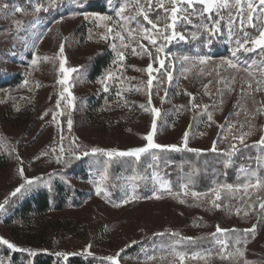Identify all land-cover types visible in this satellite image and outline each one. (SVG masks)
Here are the masks:
<instances>
[{
    "label": "rangeland",
    "instance_id": "374dc122",
    "mask_svg": "<svg viewBox=\"0 0 264 264\" xmlns=\"http://www.w3.org/2000/svg\"><path fill=\"white\" fill-rule=\"evenodd\" d=\"M90 1L59 0L55 7H51V0H0V7L7 6L0 11V68L22 75L19 85L0 89V203L7 199L5 208L0 210V237L19 249L31 250L35 255L54 254L64 264H68L73 256L111 264L106 258L117 253H120L119 264H181L180 255L184 256L182 264H245L246 261L247 264H259L260 258L264 257V209L259 207L264 202V188H249L246 194L243 187L229 190L220 186L210 199L205 194L191 195L193 192L189 193L184 182L183 189L170 196L162 187L170 185L163 174L150 175L146 187H138L131 179L136 173L130 166H127L128 170L111 172L101 158L119 160V167L122 166L120 162L132 165L146 154L155 155L157 150L212 151L214 141L216 151L229 152L233 143L238 149L244 147L233 137L249 132L251 134L246 136L245 144L253 145L264 135V112L260 111L264 107V72L261 71L264 53L259 50L254 53L237 51L236 38H229L222 21L221 34L213 38L211 44L217 45V41H221L235 55L212 57L203 51L208 35L198 28L199 21L178 26L177 30L186 36V40L166 44L164 52L159 54L166 58L169 66L153 73L157 79L153 81L151 96V107L160 110L156 117L154 142L177 147L150 149L139 159L120 156L119 152L147 144L144 137L151 131L153 114L141 107L147 106L148 100V75L143 70L149 63H153V68H158L159 64L153 62L154 56L150 57L139 47L146 45L155 55V48L142 34L143 27L150 26L139 18L142 27L138 28L136 22L128 24L117 16L127 0H112L110 8L116 15L91 11L88 8ZM37 3L48 10L35 12ZM16 7L22 11L15 12ZM95 14L109 16L112 20L94 19ZM131 14L129 7L125 15ZM158 14L163 16L160 11L151 13L150 18L155 20ZM14 21L21 22L19 29ZM118 22L122 27L117 26ZM108 27L113 28V33L107 32ZM124 29L137 31L129 36ZM246 30L253 36L258 34L252 28ZM115 32L125 37L123 42L114 38ZM197 41L204 46H195L196 51L184 50ZM122 43L128 47L121 48ZM62 44L65 67L78 69L70 74L67 85L74 97L71 103L67 93L61 98L65 86L58 82L63 77L59 71V48ZM113 44H116V50L125 52L122 66L113 64L116 59ZM133 47L137 49L135 55L131 51ZM11 48L16 50V54L8 57L5 53ZM103 53L110 56V64L96 79L89 78L94 59ZM245 54L251 57L243 59L241 56ZM36 57L40 59L33 65L31 62ZM201 57H208L207 62L201 64ZM229 60L237 64L236 69L229 67ZM109 71H114L117 78L106 81L108 91L105 92L101 80ZM168 71L172 73L170 83L166 77ZM257 82L259 91L256 90ZM118 91L120 96H117ZM92 98L100 104L91 108ZM58 99L61 100L59 108ZM193 104L199 107H193ZM209 113L211 121L208 120ZM68 119L72 120L71 129L67 126ZM186 131L188 147L184 148ZM94 147L105 151L93 154L91 149ZM86 151L89 155L84 156ZM108 151L117 154L109 156ZM77 155L81 158L76 159ZM83 158H96L97 165L101 162L90 179H73L62 173ZM21 167L23 176L19 172ZM105 169L108 178L102 181ZM146 169L142 171L146 172ZM253 171L257 172V169L253 168L250 173ZM58 175H63L75 188L87 193L81 205L68 206L61 212H50L41 218L31 217L29 223L19 219H12V224L7 222L35 187L32 185L11 196L18 185L26 178L37 177L40 179L36 184L44 185ZM260 177L264 179V176ZM113 179L115 181L111 182ZM97 186L104 189L100 195L96 194ZM111 191H116V195L112 196ZM217 191L219 200L215 199ZM133 196L136 198L132 199ZM190 197L202 201L198 216H186L198 206ZM216 204L220 206L216 207ZM205 214H211L217 223L204 226L201 220ZM253 225L256 226L255 234L246 247L165 252L161 239H158L167 234H177L193 240L202 237L203 233L217 232V226L226 231L237 226L249 230ZM156 239L160 240L157 245L163 250L155 251L153 244L148 249L145 247L146 243H154ZM134 247L140 250L135 256L130 252ZM4 252H20L28 257L26 264H32L34 255L29 251H11L0 244V260L9 264L10 255ZM63 254H67V259Z\"/></svg>",
    "mask_w": 264,
    "mask_h": 264
},
{
    "label": "trees",
    "instance_id": "16d2710c",
    "mask_svg": "<svg viewBox=\"0 0 264 264\" xmlns=\"http://www.w3.org/2000/svg\"><path fill=\"white\" fill-rule=\"evenodd\" d=\"M124 2V1H121ZM88 8L91 11H99L101 13H111L114 14V10L110 8L108 0H92L89 2ZM200 41V40H199ZM199 41L194 42L190 46L189 51H196L198 48ZM207 41V40H204ZM217 45L205 44V51L208 55L212 57H231L233 54L230 52L228 45H222L223 42L217 41ZM196 46V47H195ZM213 47V48H212ZM6 48V47H4ZM1 50V48H0ZM2 51V50H1ZM6 56L11 57V55L16 54V50L12 49L6 51ZM248 54L241 56L243 59L250 58L247 57ZM253 56V55H252ZM15 59V56H13ZM110 56L108 54H101L96 57L91 65V71L89 78L96 79L100 76L106 67L110 64ZM22 82V75L20 73H10L0 68V89L12 88V86H17ZM94 98V97H93ZM91 100L89 107L97 106L100 104V101L95 99ZM92 108V107H91ZM95 108V107H94ZM91 112V111H90ZM228 152L222 151H206V152H196L192 150L173 152L167 150H157L155 155L146 154L140 160H135L132 162V165L127 163H121L117 167V161L112 158H107L103 156L101 161L103 164L110 167V171L113 170L123 171L128 170V167H131V171L136 173L135 176L144 177L143 179L137 180L136 184L138 187H146L147 177H151L153 173L163 174L170 181L171 192H167V195L173 196L175 193H178L183 189L182 184L185 182V185L189 189V193L196 192L199 194L208 195L211 199L214 195L215 189L220 186H224L227 189V185H232V190L238 188V186L243 185L247 182V176L250 174V171L253 168L257 169V172L260 176H264V148L257 147H241L239 151L231 157V164L225 166L224 161L229 159L227 156ZM251 157V159H249ZM257 157L260 159L258 160ZM96 158H83L77 163L71 165L64 173L66 176L82 180H88L91 178V174L95 168H99L101 162L98 165ZM134 164V165H133ZM104 165V166H105ZM125 165V166H124ZM152 165V167H149ZM124 166V167H123ZM128 166V167H127ZM147 167V169H146ZM119 168V170H118ZM146 169V172H143L142 169ZM63 174V175H64ZM54 176L46 182L44 185L35 184L31 191L25 196L23 201L17 207L15 214L11 218H7V222L12 224L11 220L19 219L22 222L29 223L31 217L41 218L46 216L50 212H61L68 206L72 205H81V203L87 198V193L80 188H75L66 177ZM255 178H253L254 180ZM252 180V181H253ZM115 180H111L114 182ZM116 191H111V195L115 196ZM192 195V194H191ZM193 201L198 203L197 208L191 214L186 215L187 217H194L200 215V204L202 201L194 197H190ZM195 199V200H194ZM208 210V209H207ZM209 211H211L209 209ZM211 214L203 215L201 220L204 223V226L211 225L217 219L212 218ZM232 218V217H231ZM239 217L236 216L235 220L238 221ZM255 234V232H246L243 227L237 226L235 229H228L224 232H215V233H203L202 237L197 239L188 240L182 238L177 234H167L159 237L161 243L164 246L165 252H172L174 249H181L186 253L195 249H206L210 248L211 250H221L222 246L226 247H246L250 238ZM160 240H155L154 243L149 242L145 244V247H150V244H153V249L155 251L163 250L158 244ZM239 241L240 243H237ZM140 250L138 248L130 249L132 255L135 256ZM148 251V250H147ZM6 255H10V264H26L28 260L27 256H24L20 252L8 253L4 252ZM259 264H264V257L260 258ZM32 264H64L59 260L54 254L48 253H38L34 255ZM68 264H100L88 258H83L82 256H73L68 260Z\"/></svg>",
    "mask_w": 264,
    "mask_h": 264
},
{
    "label": "snow or ice",
    "instance_id": "6c2138e0",
    "mask_svg": "<svg viewBox=\"0 0 264 264\" xmlns=\"http://www.w3.org/2000/svg\"><path fill=\"white\" fill-rule=\"evenodd\" d=\"M59 0H51L50 6L55 7L58 4ZM108 3L111 4L112 0H108ZM199 6V7H198ZM7 6L0 7V11H3L4 8ZM131 8L132 14L131 15H125V12L127 9ZM41 10L47 11L48 8L43 7L40 3L36 4V7L34 8L35 12H39ZM15 12H21L22 9L19 7H16L14 9ZM160 11L163 12V16L161 17L159 14L156 16V19L153 20L150 18L151 13H159ZM117 16L120 18V21L127 22L128 24H131L132 22H136L138 28H141L142 25L140 24V19L142 18L143 21L147 23L150 27H143L142 34L145 39H147L148 44L153 46L155 48V55L151 51V49L146 45H139L142 52L149 55L150 57L154 56L153 62H158L159 67L153 68V63H149L143 71L147 72L148 79L146 82L147 90H148V100H147V106L141 105L145 109V111H151L153 114V120L151 125V131L147 133V135L144 137L147 140V144L143 147L133 148L127 151L119 152L118 154L120 156H134L137 159H139L140 155L142 153L148 152L150 149H161V148H172L175 149L176 145H169L164 146L160 145L158 143L154 142V135L156 133L157 128V120L156 117L160 115V110L155 107H151L152 105V88H153V81L157 79L156 76L153 75V73H159L162 70L166 69L169 65H166L165 59L161 58L159 55L160 53L164 52V48L166 44L171 43L174 40H180L184 41L186 40V36L179 32L177 30L178 26L180 25H193L194 20L199 21L198 28L202 29L204 32L207 33L208 39L207 43L211 44L213 38L221 34V25L222 21L225 22V26L227 27V34L229 38H236L237 43V51L243 50L244 53H254L257 50H259L261 53H264V0H127L124 6H122L119 11L117 12ZM86 19L88 17H85ZM94 19L100 20V21H111L112 18L109 16L101 15V14H95ZM161 21L163 23L161 24ZM14 23L17 26V29H19L21 22L20 21H14ZM118 27H122V25L117 24ZM252 28L256 30L258 33L257 35L253 36L250 34L246 29ZM128 32L129 36H131V33L133 31H137V29H124ZM113 28L108 27L107 32L113 33ZM107 38V37H105ZM114 38H119L122 42L124 41L125 37L121 35L120 32H115ZM193 38H196L193 36ZM159 41V43H158ZM113 50L116 51V59L113 61L114 65L122 66V62L125 60V52L121 50H116V44L112 45ZM128 45L121 44V48H126ZM132 54H137V49L133 47L131 49ZM64 54V46L63 44L59 48V56L60 59V65H59V71L63 74V77L58 81L61 85H64L63 92L61 93V98H64V93H67V98L69 99V103H71V100L74 99L72 92L67 87L69 83V77L70 74L73 72L78 71V69L75 68H68L65 67L66 64V58L63 57ZM235 55V53H233ZM38 57L33 58L32 64L36 65L38 61ZM44 59H48L45 57ZM187 59V58H185ZM208 57H201L200 63L204 64L207 62ZM229 67L236 69L237 64L233 63L231 60L228 62ZM262 65H264V60H262ZM261 71L264 72V67L261 68ZM167 81L170 83L172 80V73L170 71L166 72ZM116 79V75L114 71H109L103 80H101V83L104 84V91H108V85L106 84V81L108 79ZM25 84H27V81H25ZM257 91L261 90L259 88V82H257ZM207 87V86H205ZM249 88H251V84L248 85ZM189 96H191V93H187ZM121 93L118 91L117 96H120ZM165 95H167V89H165ZM163 100V97L161 98ZM194 99V97H193ZM61 103V100H57V108H59ZM191 103V101H190ZM193 107H199V105L193 104ZM207 105L204 106V109L207 110ZM260 111L264 112V107L260 109ZM55 119V115L53 117ZM208 120H212V116L209 113L208 114ZM67 126L69 129L72 127V120L68 119ZM251 133H242L239 136L233 137L234 140H236L240 145L244 147H250L249 145L245 144V138L247 135H250ZM188 132L186 131L184 134V148L188 147ZM260 146L264 148V135H261L260 139L256 141L251 147H257ZM231 151L227 153V156L229 159L224 161L225 166H229L231 164V157L234 156L238 151V147L236 143L231 144ZM63 151V150H62ZM105 150L99 149V148H92L91 153L95 154L98 152H103ZM212 151H216L215 147V141L213 142V148ZM117 153L113 151H108L107 155L113 156ZM84 156L89 155V152H84ZM76 159H80L81 157L77 155L75 157ZM59 159V158H58ZM251 159V157H249ZM259 160L260 158L257 157ZM149 167H152V165H149ZM20 175H24V169L21 167L19 169ZM156 173H153V177H155ZM107 177V169H105V175L101 177V180H106ZM144 177L140 176H133L131 179L133 181H137L140 179H143ZM253 178H255V183H252ZM40 178H26L24 180V183L18 185L15 190L10 194L11 196H16L17 194L21 193L23 190H26L28 187L36 184L39 181ZM163 190L171 192V186L169 184H165L162 186ZM232 185H227V188L229 190H232ZM239 187H243L245 189V192L247 194V189H260L264 188V179H262L258 172H251L247 176V182L244 183ZM102 192H104V189L100 186L96 187V194L100 195ZM193 196H197L198 193L193 192ZM136 197L133 196L132 199H135ZM159 198V197H157ZM216 200L220 199V194L217 191L216 193ZM259 199V197H257ZM7 203V199L5 203H0V210H3L5 208V204ZM216 207H219V204L215 205ZM259 207L261 209H264V202H261ZM256 226L253 225V227L249 230H245L246 232H255ZM225 231L221 229L219 226H217V232ZM237 243H240L237 241ZM0 244L5 245L9 250L11 251H29L31 255H35V253L31 252V250H25V249H19L17 246L7 239H4L0 237ZM90 247V246H89ZM239 252V250H237ZM91 255V253H88ZM239 254L242 256L243 252H239ZM61 255V254H57ZM64 258L67 259V254H63ZM120 253H117L114 256H109L106 259L111 262V264H119V257ZM196 258V257H193ZM184 260V256L180 255V261L181 264ZM0 264H5L4 260H0ZM10 264V262H9ZM247 264V261L245 262Z\"/></svg>",
    "mask_w": 264,
    "mask_h": 264
}]
</instances>
